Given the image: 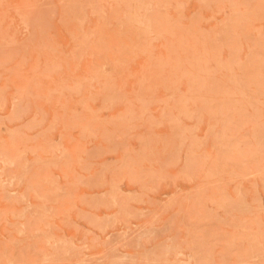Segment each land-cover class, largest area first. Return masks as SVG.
I'll list each match as a JSON object with an SVG mask.
<instances>
[{
  "label": "rangeland",
  "instance_id": "obj_1",
  "mask_svg": "<svg viewBox=\"0 0 264 264\" xmlns=\"http://www.w3.org/2000/svg\"><path fill=\"white\" fill-rule=\"evenodd\" d=\"M0 264H264V0H0Z\"/></svg>",
  "mask_w": 264,
  "mask_h": 264
}]
</instances>
